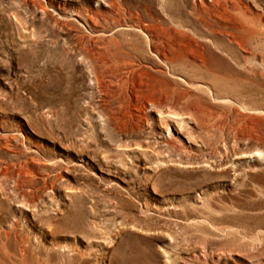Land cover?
Returning <instances> with one entry per match:
<instances>
[{
  "label": "rangeland",
  "instance_id": "374dc122",
  "mask_svg": "<svg viewBox=\"0 0 264 264\" xmlns=\"http://www.w3.org/2000/svg\"><path fill=\"white\" fill-rule=\"evenodd\" d=\"M0 264H264V0H0Z\"/></svg>",
  "mask_w": 264,
  "mask_h": 264
},
{
  "label": "bare ground",
  "instance_id": "6f19581e",
  "mask_svg": "<svg viewBox=\"0 0 264 264\" xmlns=\"http://www.w3.org/2000/svg\"><path fill=\"white\" fill-rule=\"evenodd\" d=\"M172 115V114H171ZM173 117H174V115H173ZM186 141L188 142V140L186 139Z\"/></svg>",
  "mask_w": 264,
  "mask_h": 264
}]
</instances>
